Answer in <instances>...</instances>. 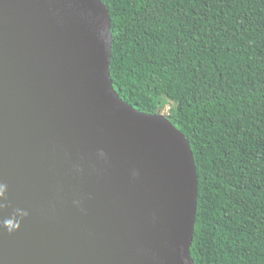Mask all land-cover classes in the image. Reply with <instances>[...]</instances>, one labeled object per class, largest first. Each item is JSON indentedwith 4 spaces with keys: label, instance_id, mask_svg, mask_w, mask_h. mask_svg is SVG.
I'll return each mask as SVG.
<instances>
[{
    "label": "water",
    "instance_id": "95a60500",
    "mask_svg": "<svg viewBox=\"0 0 264 264\" xmlns=\"http://www.w3.org/2000/svg\"><path fill=\"white\" fill-rule=\"evenodd\" d=\"M112 48L103 0H0V182L30 213L0 264H195L191 143L119 95Z\"/></svg>",
    "mask_w": 264,
    "mask_h": 264
},
{
    "label": "trees",
    "instance_id": "16d2710c",
    "mask_svg": "<svg viewBox=\"0 0 264 264\" xmlns=\"http://www.w3.org/2000/svg\"><path fill=\"white\" fill-rule=\"evenodd\" d=\"M119 95L169 117L198 169L195 264H264V0H103Z\"/></svg>",
    "mask_w": 264,
    "mask_h": 264
},
{
    "label": "clouds",
    "instance_id": "9594fccd",
    "mask_svg": "<svg viewBox=\"0 0 264 264\" xmlns=\"http://www.w3.org/2000/svg\"><path fill=\"white\" fill-rule=\"evenodd\" d=\"M100 158H106V153L101 150L98 153ZM77 171H82L79 167L76 168ZM133 177H137L139 175V172L136 170H133L132 172ZM8 184L5 182H0V211L6 210L9 208H12V212L10 215L4 216L2 219H0V230L6 231L8 234H14L16 231H18L23 221L30 215L29 211L20 207H12V204L8 197ZM73 203L79 207L80 201L75 200Z\"/></svg>",
    "mask_w": 264,
    "mask_h": 264
},
{
    "label": "rangeland",
    "instance_id": "374dc122",
    "mask_svg": "<svg viewBox=\"0 0 264 264\" xmlns=\"http://www.w3.org/2000/svg\"><path fill=\"white\" fill-rule=\"evenodd\" d=\"M179 99L180 94H173L171 92L165 91L161 96V105L159 106L157 113L170 117L174 113Z\"/></svg>",
    "mask_w": 264,
    "mask_h": 264
}]
</instances>
